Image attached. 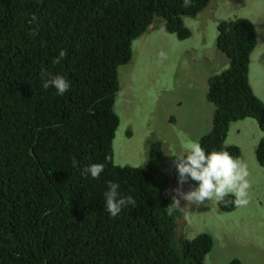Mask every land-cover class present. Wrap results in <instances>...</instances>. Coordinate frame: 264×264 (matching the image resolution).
Instances as JSON below:
<instances>
[{
    "label": "trees",
    "instance_id": "trees-1",
    "mask_svg": "<svg viewBox=\"0 0 264 264\" xmlns=\"http://www.w3.org/2000/svg\"><path fill=\"white\" fill-rule=\"evenodd\" d=\"M210 1L184 7L183 0H0V264H205L214 237L179 239L180 211L166 212L172 166L162 141L151 143L150 162L136 168L115 164L113 142L119 68L131 59L133 41L157 16L167 31L190 37L183 18ZM217 28L229 67L208 79L212 128L199 144L239 161L240 148L226 144L230 126L255 118L264 168V102L249 80L255 24L239 17ZM60 49L67 56L54 64ZM42 69L65 76L70 89L63 96L44 89ZM92 163L104 166L99 179L81 174ZM109 181L136 201L115 218L104 207ZM235 199L226 196L220 209H237ZM228 264L243 263L235 257Z\"/></svg>",
    "mask_w": 264,
    "mask_h": 264
},
{
    "label": "rangeland",
    "instance_id": "rangeland-1",
    "mask_svg": "<svg viewBox=\"0 0 264 264\" xmlns=\"http://www.w3.org/2000/svg\"><path fill=\"white\" fill-rule=\"evenodd\" d=\"M239 17L256 27L258 44L250 55L249 80L264 102V0H211L197 16L183 18L192 32L186 39L167 31L165 19L157 16L133 41L131 59L119 68L116 165L146 166L151 143L162 141V156L172 166L188 143H199L211 130L214 105L206 97L208 79L229 67L227 56L218 48L217 25ZM262 136L256 119L248 117L231 124L226 140L242 153L238 162L248 173L246 204L222 211L214 200L199 205L180 202L178 236L193 239L209 233L214 237L205 264H228L235 257L243 264H264V168L256 157ZM172 174L171 193L178 187L175 165ZM183 190H191L188 183Z\"/></svg>",
    "mask_w": 264,
    "mask_h": 264
},
{
    "label": "clouds",
    "instance_id": "clouds-1",
    "mask_svg": "<svg viewBox=\"0 0 264 264\" xmlns=\"http://www.w3.org/2000/svg\"><path fill=\"white\" fill-rule=\"evenodd\" d=\"M183 5L184 7L191 6L192 0H183ZM38 23V17L33 15L31 17L33 28L32 31L29 32L30 36L35 37L38 34ZM66 56L67 51L60 49L53 63L60 64ZM40 78L44 89L54 88L56 94L59 96H63L71 87L70 81L65 76L59 74L53 75L43 69L41 70ZM72 163L73 166L78 165V161L75 158L72 159ZM173 165L176 166L177 170L178 187L171 190L173 194L170 192L169 186L174 175L172 174V170L168 172L166 170V173L170 175L166 187L165 200L166 203L171 205L166 209L169 216L172 215L175 209L181 211V200L196 203L198 205L213 200L220 203L224 201L226 196L231 195L236 198L234 202L237 205H244L247 203L246 196L249 184L246 177L248 173L246 169L227 152H206L198 142H191L185 146L184 154L175 158ZM103 171V164L92 163L83 167L81 174L85 177L90 176L92 179H99ZM190 180L196 182L195 187L191 185ZM186 183H188L191 190L185 192L183 190V185ZM107 184L108 188L104 192V207L110 217H117L122 209L129 205L135 206L136 201L131 195L123 196L120 194L118 183L109 181ZM178 217H181V215ZM179 239L182 238L179 237Z\"/></svg>",
    "mask_w": 264,
    "mask_h": 264
}]
</instances>
